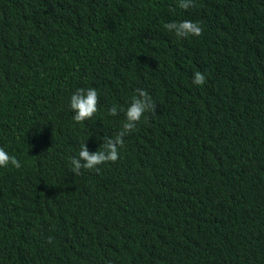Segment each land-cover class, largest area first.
Segmentation results:
<instances>
[{"label":"trees","instance_id":"1","mask_svg":"<svg viewBox=\"0 0 264 264\" xmlns=\"http://www.w3.org/2000/svg\"><path fill=\"white\" fill-rule=\"evenodd\" d=\"M137 88L156 113L72 173ZM0 147V264H264V0H0Z\"/></svg>","mask_w":264,"mask_h":264},{"label":"clouds","instance_id":"2","mask_svg":"<svg viewBox=\"0 0 264 264\" xmlns=\"http://www.w3.org/2000/svg\"><path fill=\"white\" fill-rule=\"evenodd\" d=\"M194 6V0H178V7L184 10ZM164 28L173 32L177 38L202 35V26L198 21L182 20L166 23ZM205 76L201 72H195L192 83L200 86L205 83ZM136 95L126 109H119L125 112V122L121 129L113 137H103L99 150L89 151L85 142L80 144L78 157L71 159L70 171L79 175L81 169H97V166L106 162H115L119 159V150L124 146V137L132 133L145 113H156V104L145 89L137 88ZM70 108L73 111V120L77 123L90 120L98 111V92L95 88H78L70 97ZM118 107L113 105L108 109V115L116 116ZM8 164L21 167L16 157L10 156L3 147H0V167ZM98 170V169H97Z\"/></svg>","mask_w":264,"mask_h":264}]
</instances>
